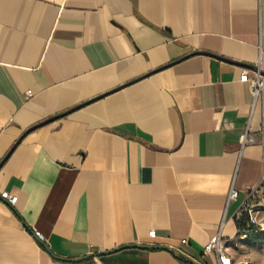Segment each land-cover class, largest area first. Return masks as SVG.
I'll return each instance as SVG.
<instances>
[{
    "label": "crops",
    "instance_id": "crops-1",
    "mask_svg": "<svg viewBox=\"0 0 264 264\" xmlns=\"http://www.w3.org/2000/svg\"><path fill=\"white\" fill-rule=\"evenodd\" d=\"M245 69L264 71V0H0V264H214L219 232L247 259Z\"/></svg>",
    "mask_w": 264,
    "mask_h": 264
},
{
    "label": "built area",
    "instance_id": "built-area-1",
    "mask_svg": "<svg viewBox=\"0 0 264 264\" xmlns=\"http://www.w3.org/2000/svg\"><path fill=\"white\" fill-rule=\"evenodd\" d=\"M240 79L242 81H249L254 99L261 94L264 88V74L261 71H257L253 76H250L248 71L245 69L242 72ZM28 94L31 95V91H28ZM242 138L245 140L246 134H244ZM229 196L230 198L237 197V190L231 189ZM8 199L12 204H14L17 200V196H11L8 197ZM241 210L247 211L249 221L255 226V232L264 236V189H261V187L252 189L248 194V198L243 203ZM35 234L42 241L45 240V236L39 230L35 229ZM240 234L244 239L254 235L252 232H242ZM186 241L187 239H182V242ZM221 241L222 237L221 233L219 232L218 235L209 240L205 248L207 252L217 253V264H250L248 259L237 260L234 257L226 254L223 250Z\"/></svg>",
    "mask_w": 264,
    "mask_h": 264
},
{
    "label": "rangeland",
    "instance_id": "rangeland-1",
    "mask_svg": "<svg viewBox=\"0 0 264 264\" xmlns=\"http://www.w3.org/2000/svg\"><path fill=\"white\" fill-rule=\"evenodd\" d=\"M255 239H249L242 245H239L236 249L240 257L244 256L247 259L250 258L249 253L253 250L264 251V236H254ZM249 257V258H248ZM217 264V260H215ZM214 263V264H215Z\"/></svg>",
    "mask_w": 264,
    "mask_h": 264
},
{
    "label": "trees",
    "instance_id": "trees-1",
    "mask_svg": "<svg viewBox=\"0 0 264 264\" xmlns=\"http://www.w3.org/2000/svg\"><path fill=\"white\" fill-rule=\"evenodd\" d=\"M236 224L240 233L252 232L254 236H263L255 232V226L249 221L248 213L246 210H241L236 216Z\"/></svg>",
    "mask_w": 264,
    "mask_h": 264
},
{
    "label": "water",
    "instance_id": "water-1",
    "mask_svg": "<svg viewBox=\"0 0 264 264\" xmlns=\"http://www.w3.org/2000/svg\"><path fill=\"white\" fill-rule=\"evenodd\" d=\"M216 56H218V55H216ZM221 58L226 59V60H231V59H227V58L222 57V56H221ZM261 72L264 74V71H261ZM58 116H60V115H58ZM58 116H56V117H58ZM56 117H52V118H50V119H47L46 121H44V122H42V123H45V122L51 121V120H53V119L56 118ZM40 124H41V123H40ZM42 243H44V242L42 241ZM124 247H140V248L159 247V248L169 249L168 247H165V246L144 245V244H130V245H125V246H123V248H124ZM107 252H109V251H103V252H99V253H94V254H92V255H100V254H104V253H107ZM89 256H90V255H86V256H84V257L75 258V259H73V260H75V261H79V260H82V259L88 258Z\"/></svg>",
    "mask_w": 264,
    "mask_h": 264
}]
</instances>
